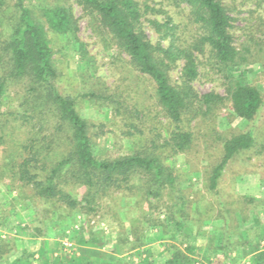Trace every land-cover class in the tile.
Instances as JSON below:
<instances>
[{"label": "trees", "instance_id": "16d2710c", "mask_svg": "<svg viewBox=\"0 0 264 264\" xmlns=\"http://www.w3.org/2000/svg\"><path fill=\"white\" fill-rule=\"evenodd\" d=\"M74 1L82 6L105 43L113 44L119 54L126 53L129 65L154 82L157 112L162 113L171 129L164 139L154 131L148 147L111 157L99 156L93 136L105 131L101 129L94 134L92 123L78 109L76 97L59 90L57 79L60 72L54 62V49L45 23L26 0H0V117H3L0 142H4V129L11 122L20 120L30 132L20 145L18 155L9 154L0 164V179L10 191L18 194L25 206L29 204L26 203L28 199L33 202L40 200L48 205V212L58 211L59 216L65 218L84 210L90 215L88 222L91 218L96 222L104 220L100 212L104 199L120 193L127 210L131 209L137 215L129 232L122 230V223V228L115 230V244L121 251L127 244L130 250L138 249L137 254L143 264H204L195 257L200 247L184 242L172 244L163 262L150 259L146 232L161 224L166 230L172 224L181 232L189 223L191 204L194 203L179 184L175 168L166 162L172 154L191 148L193 132L185 125L211 114L226 101L230 102L236 116L251 120L264 103L257 85L244 82L235 75L248 57L247 48L240 49L235 44L229 8L224 0H172L177 5L186 3L192 19L202 30L196 41L181 47L173 39L175 27L169 24L170 20L162 23L155 18L148 19L161 38L170 37L171 41L163 45L160 41L154 43L151 40L143 21L150 7L141 4L140 0ZM39 9L50 30L74 38L79 48L85 51L84 45L78 41L79 22L71 2L56 0L52 4L39 5ZM206 49L210 61L217 65L225 78L227 95L216 91L200 94L193 85L200 74L197 52L205 53ZM181 60L180 76L174 81L171 72ZM82 97L103 99L102 104H109L120 113L121 101L110 93L89 91ZM142 104L141 100L136 101L128 110L130 126L137 132L143 129L134 123L135 119L150 114L149 108ZM51 116L56 119L53 132L40 135L39 131L48 125ZM63 133L66 134L64 138L61 136ZM254 139V131L249 129L223 140L221 156L208 176L210 192L218 194L227 165L235 155L250 149ZM165 196L167 198L164 199ZM218 203L224 206L225 201ZM198 204L194 205L196 211L200 207ZM161 214L164 219H160ZM203 222L206 224L209 218ZM201 225L204 226L203 223ZM105 229L101 226L98 235L106 233ZM217 230L219 227L208 235L205 257L214 263H235L239 257L233 251L236 246L234 240L225 230L222 237ZM0 240V262L32 264L38 260L35 251H23L20 256L9 260L14 250L9 241L3 243ZM246 243L251 244V241ZM53 260L64 264H95L86 258L77 263L73 259L64 261L60 254L53 255ZM49 263L47 260L46 264ZM108 264L121 263L113 260ZM250 264H264V260L253 254Z\"/></svg>", "mask_w": 264, "mask_h": 264}, {"label": "rangeland", "instance_id": "374dc122", "mask_svg": "<svg viewBox=\"0 0 264 264\" xmlns=\"http://www.w3.org/2000/svg\"><path fill=\"white\" fill-rule=\"evenodd\" d=\"M54 2L56 0H26L47 27V35L54 49V62L60 72L57 79L59 90L76 97L78 109L92 123L94 134L101 129L105 131L93 136L96 153L102 157H111L148 147L154 131L162 139L167 137L171 128L162 113L157 112L159 108L155 103V86L149 76L134 70L127 62L126 53L119 54L113 44L105 43L103 37L93 28L90 17L74 0L68 2L73 4L75 16L78 18V41L84 45L85 51L79 48L74 38L50 30L39 5ZM140 2L150 7L143 21L147 34L154 43L160 41L163 45H168L171 40L170 37L161 38L160 33L150 24V18L158 19L162 23L170 20L169 24L175 27L173 39L181 47L190 45L201 35L202 30L192 19L186 3L177 5L172 0ZM224 2L233 17L235 44L240 49L247 48L248 60L235 75L244 82L257 85L264 98V0ZM197 54L200 74L193 81L195 89L200 94L216 91L227 95L225 78L217 65L210 61L209 51L206 49L205 53ZM182 65L183 60L172 70L174 81L179 79ZM89 91L112 94L116 100L121 101L120 113L114 111L109 104H102L103 99L83 98L82 94ZM14 96L18 97L16 94ZM16 98L14 102L17 103ZM139 100L150 110V116L135 119L134 123H138V127L143 129L142 132L131 127L128 119L129 108ZM146 112L147 110L144 111ZM2 118L1 116L0 123ZM55 120L51 116L48 125L39 131L40 135L51 134ZM185 126L193 132L191 148L172 154L166 162L175 168L179 174V184L194 204H191L189 223L183 231L176 230L172 224L167 230L163 229L162 224L147 230L150 259L163 262L172 244L184 242L200 247L195 255L198 261H203L204 264H221L207 260L204 254L209 243L208 235L215 227H219L217 234L222 237L225 230L236 245L233 251L239 258L232 264H250L253 254L264 260V103L251 120L236 116L230 102L226 101L211 114L193 119ZM249 129L254 131L253 146L231 159L220 180L218 194L210 192L207 188L208 176L221 156L223 140L234 133ZM4 132V142H0V164L9 154L17 156L20 145L30 134L28 127L20 120L11 122ZM61 136L64 138L66 134ZM114 195L103 201L104 206L100 212L104 215V220L93 222L91 218L88 222L90 215L84 210H78L65 218L59 216L58 211L48 212V205L40 200L33 202L28 199L26 203L29 204L25 206L18 194L10 191L0 179V239L3 243L9 241L14 250L9 260L20 256L23 251H35L38 260L35 259L32 264H46L47 260L50 261L49 264H64L54 262L53 255L56 254H60L64 261L73 259L74 263L86 258L92 259L95 264H108L113 260H119L121 264H143L141 256L137 254L138 249L130 250L127 244L125 250L121 251L118 244H115V230L122 228L120 223L124 227L122 230L129 232L137 215L133 210H127L122 194ZM219 201H225L226 208ZM196 203H200L198 211L194 209ZM242 216L246 218L243 219ZM162 218L163 214L160 219ZM208 218L209 222L205 224L203 220ZM101 226L106 228V233L100 236L98 232ZM247 240L251 244L246 243ZM67 242L71 245H67ZM140 251H143L142 248ZM142 256L145 257V254ZM0 264L7 263L2 261Z\"/></svg>", "mask_w": 264, "mask_h": 264}, {"label": "built area", "instance_id": "2783aa9c", "mask_svg": "<svg viewBox=\"0 0 264 264\" xmlns=\"http://www.w3.org/2000/svg\"><path fill=\"white\" fill-rule=\"evenodd\" d=\"M92 221L94 222V221H95V219H93ZM67 245H71V243H70V242H69V243L67 242Z\"/></svg>", "mask_w": 264, "mask_h": 264}]
</instances>
